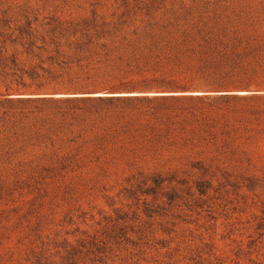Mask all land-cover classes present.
I'll return each mask as SVG.
<instances>
[{
	"label": "rangeland",
	"instance_id": "rangeland-1",
	"mask_svg": "<svg viewBox=\"0 0 264 264\" xmlns=\"http://www.w3.org/2000/svg\"><path fill=\"white\" fill-rule=\"evenodd\" d=\"M145 13L229 19L264 41V0H0L11 29L40 33ZM0 46L23 70L0 72V264H264V100L185 133L175 116L192 104L159 96L198 93L101 90L94 62L47 73L51 54Z\"/></svg>",
	"mask_w": 264,
	"mask_h": 264
},
{
	"label": "trees",
	"instance_id": "trees-1",
	"mask_svg": "<svg viewBox=\"0 0 264 264\" xmlns=\"http://www.w3.org/2000/svg\"><path fill=\"white\" fill-rule=\"evenodd\" d=\"M231 23L229 19L217 17L145 13L109 19H54L41 25L40 33L31 28L30 22L11 29L7 20L0 19V44L20 42L29 54L33 50L51 54L47 58L48 68L40 67L47 73L51 69L62 73L81 71L94 62L99 65V74L91 84L101 90H127L136 83L143 89L166 93H198L159 97L164 101L192 104L184 106L175 116L178 119L175 124L185 133L188 127L192 134L210 136L212 124L238 117L244 109L247 111V101L264 100V41L258 44L251 39L247 44V37L231 29ZM134 25L137 27L129 30ZM36 41L40 46H35ZM2 51L0 46V72L22 73L16 60L4 58ZM114 52L121 54L112 59ZM124 56L129 59L125 61ZM114 59L120 63L116 68L108 65ZM119 74L150 78L130 83ZM60 75L54 77L58 79ZM28 76L34 78L36 73L30 71ZM242 91L247 93L238 94ZM179 108V105L175 107Z\"/></svg>",
	"mask_w": 264,
	"mask_h": 264
}]
</instances>
